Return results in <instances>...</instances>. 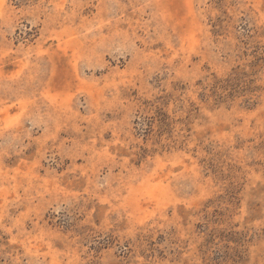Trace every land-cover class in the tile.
Returning a JSON list of instances; mask_svg holds the SVG:
<instances>
[{
  "label": "rangeland",
  "instance_id": "374dc122",
  "mask_svg": "<svg viewBox=\"0 0 264 264\" xmlns=\"http://www.w3.org/2000/svg\"><path fill=\"white\" fill-rule=\"evenodd\" d=\"M0 264H264V0H0Z\"/></svg>",
  "mask_w": 264,
  "mask_h": 264
}]
</instances>
